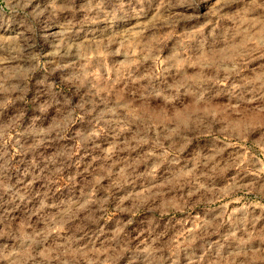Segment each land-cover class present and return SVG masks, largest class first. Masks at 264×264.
<instances>
[{
	"label": "clouds",
	"instance_id": "9594fccd",
	"mask_svg": "<svg viewBox=\"0 0 264 264\" xmlns=\"http://www.w3.org/2000/svg\"><path fill=\"white\" fill-rule=\"evenodd\" d=\"M0 264H264V0H0Z\"/></svg>",
	"mask_w": 264,
	"mask_h": 264
}]
</instances>
